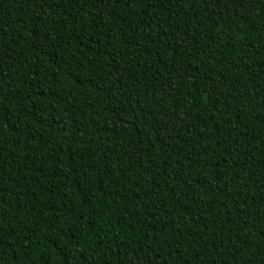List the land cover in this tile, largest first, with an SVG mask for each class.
Listing matches in <instances>:
<instances>
[{
    "label": "trees",
    "instance_id": "16d2710c",
    "mask_svg": "<svg viewBox=\"0 0 264 264\" xmlns=\"http://www.w3.org/2000/svg\"><path fill=\"white\" fill-rule=\"evenodd\" d=\"M0 264H264V0H0Z\"/></svg>",
    "mask_w": 264,
    "mask_h": 264
}]
</instances>
